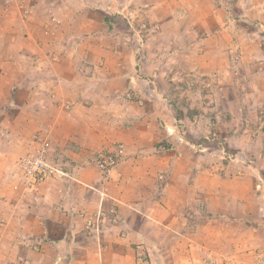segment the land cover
<instances>
[{
    "label": "crops",
    "instance_id": "0c3cea01",
    "mask_svg": "<svg viewBox=\"0 0 264 264\" xmlns=\"http://www.w3.org/2000/svg\"><path fill=\"white\" fill-rule=\"evenodd\" d=\"M20 1L0 0V264H137L136 247L150 251V264H209L213 257L231 264L224 249L213 250L226 244L231 251V240L217 239L215 245L213 233L219 236L223 229L213 228V216L201 211L206 206L213 215L211 196L201 188L203 162H211L205 172L214 184L230 179L214 172L212 147L201 150L194 141L204 134L199 123H210L213 133L212 116L175 117L169 102L173 70L166 60L181 53L167 49L168 38L172 44L180 37L200 40L203 26L213 29L229 2H120L117 10L128 9L133 18L129 26L94 0H37L29 3L28 19L22 18ZM47 7L62 21L56 38L43 35ZM203 9L209 11L205 18L199 16ZM138 15L148 20L141 35L145 48ZM185 25L191 35L177 29ZM207 34L205 42L213 41V33ZM54 51L59 62L51 59ZM182 53L188 67L177 71L194 76L213 55L205 48ZM82 62L84 73L78 71ZM184 86L188 94L193 91L187 101L194 108L198 88ZM68 102L73 106L64 108ZM177 122L187 123L180 129ZM39 129L50 140L48 159L61 174L45 180L33 202L13 190V173L15 161L34 150L32 136ZM165 141L173 146L163 149ZM117 143L126 145L125 156L110 172H101L94 155ZM210 193L223 195L218 185ZM101 207H115L117 220L90 240L84 235L86 218Z\"/></svg>",
    "mask_w": 264,
    "mask_h": 264
},
{
    "label": "rangeland",
    "instance_id": "374dc122",
    "mask_svg": "<svg viewBox=\"0 0 264 264\" xmlns=\"http://www.w3.org/2000/svg\"><path fill=\"white\" fill-rule=\"evenodd\" d=\"M36 1H20L19 6L25 9V17L22 18H29L30 11L28 8L31 7V3ZM128 1L94 0V2L104 5L105 12L111 16L120 15L124 17L130 26V21L133 18L131 13L127 11L128 9L119 11L116 8V4ZM133 1L130 0V4L136 5V2L133 3ZM222 1H228L229 8L227 11L217 13L216 18L220 21L217 22L218 25L217 23L213 25V29L210 26H203V31L200 30L201 33H199V35L201 34L200 40L194 38L193 40L192 36L190 37L191 40H185L181 37L178 39L173 36V39H176L175 47L170 42V38L166 40L167 49L172 48V51L177 49L181 52L179 53L180 56L174 52V56L166 58L167 62L172 65L173 70L169 74L172 83L169 90V98H171L169 102L174 105L171 106V109L175 117L179 119H182V115L185 117V114L188 118L206 115L208 120L212 116L210 121L213 124V133L209 132L207 127L210 123L202 122L198 124L196 122L201 126V131H204V134H201L194 141L201 150L212 147L213 167L218 165L216 166L218 170L216 169L214 172H221L219 176L229 177L230 179H227L228 182L224 184L223 182L220 185L214 184L213 180L210 181V173L205 172V167L211 162H203L202 168L200 167L202 174L201 188L203 192L205 191L203 195L211 196L212 208H210V211H213V215L212 212L207 211L206 206L202 207L201 211L203 216H213V222L210 224L213 228L223 229V233L219 236L215 232L213 233V243L217 245L215 243L217 239L225 243L227 240H231L232 245L231 251L229 246L227 249L225 248L226 244L224 247L219 246V248L213 246V250L222 252L224 249L225 262L229 261L231 264H264V0ZM206 12L204 9L201 10L199 16L205 18ZM43 16V35L56 38L62 31L61 18L49 7L46 8ZM225 18L228 22L227 25L222 23ZM135 21L140 22L139 29L142 30L140 36H143V32L147 29L145 24L148 20L138 15ZM190 28L189 25H185L177 29L181 32L180 34L187 33V35H191L188 34ZM209 32L213 33V41L205 42V37L208 38L207 33ZM142 36L139 39L140 47L145 48L146 43ZM187 47L190 50L199 51L205 48L208 51H213L211 57L205 58L204 70L198 75H192L193 72L183 74V72L177 71L188 67L187 62L189 59L186 58L187 56L181 57L183 50H186ZM51 59L54 62L60 61V57L55 51ZM79 66L78 71L84 73L86 71L84 63ZM208 66L211 69L213 68L212 72ZM152 76V79H156L158 75ZM180 85L181 87H179ZM184 85L198 88L197 93L200 95V100H196L194 108H190V103L187 101L189 97H191L190 100H193V91H190L191 96V94H188L189 91L183 90ZM127 97L133 98L131 94H128ZM62 105L64 108L69 109L73 106V103L68 102ZM185 123L187 122H177L178 127ZM179 128L182 129L181 126ZM43 131L39 129L32 136L31 143L34 145V150L20 156L14 164L13 175H16L17 180L13 190L20 193L21 197L22 195L24 197L29 196L33 202H38L40 199L39 187L41 184L48 178L61 174V171L57 170L48 159L49 149L47 159L51 166V173L36 186L26 187L23 184L18 163L25 156L36 152L41 142L38 136H42L50 142ZM177 140L179 143H184L180 139ZM184 145L185 148L192 149V145L189 143ZM159 146L165 149L168 146H173V144L170 142L168 144L165 141L161 142ZM98 155L99 153L94 155L95 163ZM214 172L212 178L217 179L218 175L216 176ZM217 185L223 191L221 198H216L211 193L207 194L210 189H215ZM185 193H188V191ZM188 194L190 195L191 192ZM239 195L243 200L232 199H237ZM3 199H6V197H3ZM205 199L206 197L203 200L205 201ZM111 209H115V207L108 210L101 207L98 211L110 212ZM98 211L91 213L86 218V222L89 217ZM219 213L222 214V217L218 215ZM225 213L226 216H224ZM111 223L114 222L109 221L106 224ZM103 229L104 226L99 233L91 235L86 230L85 224L84 235L88 239L94 240L100 236ZM241 247L244 249L240 250ZM149 253L150 251L145 248L136 247L137 264H150L151 256ZM215 258L213 257V261L210 259L209 264H220L219 260ZM233 260L234 263H232ZM26 263L28 264V262Z\"/></svg>",
    "mask_w": 264,
    "mask_h": 264
},
{
    "label": "built area",
    "instance_id": "2783aa9c",
    "mask_svg": "<svg viewBox=\"0 0 264 264\" xmlns=\"http://www.w3.org/2000/svg\"><path fill=\"white\" fill-rule=\"evenodd\" d=\"M38 138L41 142L36 152L25 156L18 163V167L21 171V179L26 187L38 185V183L51 173V166L47 159L50 142L42 136H38ZM126 148L124 143H118L114 149L100 152L96 160V164L100 171L108 173L114 169L125 156ZM116 220V209H111L110 212L100 210L87 219L86 230L93 235L99 233L107 222H116Z\"/></svg>",
    "mask_w": 264,
    "mask_h": 264
}]
</instances>
